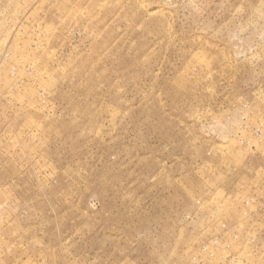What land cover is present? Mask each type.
Instances as JSON below:
<instances>
[{
  "label": "rangeland",
  "instance_id": "obj_1",
  "mask_svg": "<svg viewBox=\"0 0 264 264\" xmlns=\"http://www.w3.org/2000/svg\"><path fill=\"white\" fill-rule=\"evenodd\" d=\"M0 264H264V0H0Z\"/></svg>",
  "mask_w": 264,
  "mask_h": 264
}]
</instances>
